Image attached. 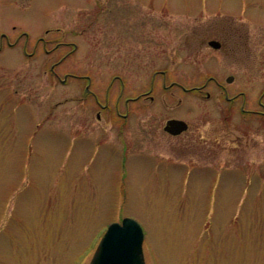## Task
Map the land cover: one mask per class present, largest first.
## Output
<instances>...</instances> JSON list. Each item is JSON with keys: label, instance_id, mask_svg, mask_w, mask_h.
Instances as JSON below:
<instances>
[{"label": "rangeland", "instance_id": "obj_1", "mask_svg": "<svg viewBox=\"0 0 264 264\" xmlns=\"http://www.w3.org/2000/svg\"><path fill=\"white\" fill-rule=\"evenodd\" d=\"M258 112L264 0H0V264H89L125 217L145 264H264Z\"/></svg>", "mask_w": 264, "mask_h": 264}, {"label": "water", "instance_id": "obj_2", "mask_svg": "<svg viewBox=\"0 0 264 264\" xmlns=\"http://www.w3.org/2000/svg\"><path fill=\"white\" fill-rule=\"evenodd\" d=\"M217 47L216 43H210ZM232 77L226 79L232 82ZM164 131L176 136L187 130L186 122L170 119ZM143 231L132 218H124L121 223H111L90 261V264H145L142 252Z\"/></svg>", "mask_w": 264, "mask_h": 264}, {"label": "flooded vegetation", "instance_id": "obj_3", "mask_svg": "<svg viewBox=\"0 0 264 264\" xmlns=\"http://www.w3.org/2000/svg\"><path fill=\"white\" fill-rule=\"evenodd\" d=\"M208 28V27H207ZM211 28V27H210ZM213 29V28H212ZM215 29V28H214ZM213 29V30H214ZM216 32V34H219V37L218 36H216V35H208L207 33H206V36H204L203 38H202V40H201V43L202 44H206V46L209 48V49H211V50H213V51H222V50H224V49H226L227 48V45H226V42L225 41H223V40H221L220 39V36L223 34V28L222 27H219V26H217L216 27V30H215ZM207 32V31H206ZM198 33V32H197ZM221 38H222V36H221ZM232 38V37H231ZM233 38H236V36H234ZM210 43H216L217 44V47L215 48V47H213V46H211V44ZM234 49V48H233ZM232 49V51H235V50H233ZM227 78V77H226ZM212 80L213 81H216V79L215 78H212ZM172 85H175V86H179V84H177L176 82H171L170 83V86H172ZM165 87V86H164ZM224 87H222V89H223ZM184 89V88H183ZM137 99V97H135V98H131V99H126L125 100V113L124 114H122L121 116H122V118L123 119H125V120H127V118H128V108H129V106H128V103L130 102V101H135ZM152 99V98H151ZM258 113H261V114H264L263 112H258ZM167 121V120H166ZM165 125V124H164ZM164 133L165 134H167V135H169L168 133H166L165 131H164ZM181 135V134H180ZM180 135H178V136H180ZM169 136H171V135H169ZM171 137H177V136H171Z\"/></svg>", "mask_w": 264, "mask_h": 264}]
</instances>
